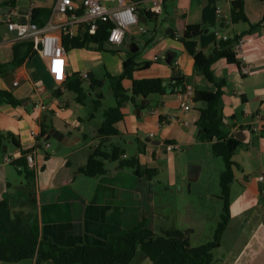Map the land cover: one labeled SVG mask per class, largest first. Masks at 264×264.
Listing matches in <instances>:
<instances>
[{"label": "crops", "instance_id": "1", "mask_svg": "<svg viewBox=\"0 0 264 264\" xmlns=\"http://www.w3.org/2000/svg\"><path fill=\"white\" fill-rule=\"evenodd\" d=\"M9 1L0 0V20L3 19L6 27L9 7L4 4ZM74 1L79 6L82 3V0ZM133 1L140 10L150 11L153 5V0ZM233 1L165 0L154 30L150 29V24L137 25L130 28L121 46L106 43L103 50L99 51L95 46L90 50L67 51V78L62 86L53 80L47 60L39 55L1 74L0 91L10 92L21 105L0 103V138L5 137L0 147V202L8 199L18 208L27 212L30 209L41 239L51 240L64 247L105 245L111 234L129 229L143 219L147 227L155 232L173 230L157 220L154 201L157 177L149 180L130 169L118 170L117 164L109 160L114 166L112 169L107 168L108 174L99 177L84 175L90 180L80 178L83 174L79 170L86 165L91 149L102 143V138L98 136L102 125L89 129L76 95L73 99L66 92L70 91L67 84L72 78L76 75L82 77L85 73L95 78L91 70L103 64L108 71L106 76L122 74L123 62L128 54L121 53V49L135 43L139 48L136 62L140 67L134 72L133 78H161L165 81L166 93L158 98L152 95L140 98L136 104L126 103L123 108L124 119L115 125L120 135L104 144L118 145L125 150L119 142L136 143L137 153L134 156L142 167L156 169L158 175L160 169L156 163L167 157L174 172L168 188L175 185L179 180L175 177L173 159L180 152H168L167 144L184 146L189 153L202 148L207 155H214L211 144L200 140L201 131L196 126L200 109L205 107L193 101L195 91H205L198 88L203 81L202 74L197 71L193 57L184 45L173 36L183 35L185 29H180L183 24L185 28L198 25L203 29L197 49L209 58L213 57V50L221 36L245 38L242 47L245 62L236 56L239 65L228 63L224 58L217 59L212 65L215 79L224 82L219 109L222 118L227 119V124H223L225 131L229 137L242 143L234 156L239 167L235 170V181L231 186V217L219 250L216 251H219V258L213 254V264H264V193L261 192L263 183L258 179L264 171V24L256 29L247 23L232 24L230 10ZM244 1L250 23L257 24L264 15V2ZM100 2L109 9L118 7V0ZM52 3L53 0H15V20L27 22L31 18L32 6H52ZM217 7L223 9L224 16L217 15ZM54 21L59 23L63 19L57 16ZM221 21H225L226 26L222 27ZM76 30L78 35L82 32L78 28ZM14 33L9 32L8 28L3 33L4 40L0 48L8 45L9 50L5 54L0 51L1 63L12 59ZM137 36L142 37L137 40ZM163 53L164 64L160 59L155 60L158 54ZM167 54L170 60L174 59L173 67L165 60ZM91 62L93 66L90 69L88 64ZM144 63H149V66L143 67ZM245 64L250 67V74L242 73ZM174 70L181 72L180 81H173ZM14 82H18V85L14 86ZM179 82L185 86L183 94L187 88L193 91L185 98L191 101L189 111H184L178 100L179 94H182L176 88ZM123 86L130 90L132 82L126 79ZM71 100H75L76 104L72 105ZM63 104H66V108L57 115ZM93 117L90 115V119ZM45 125L49 127L48 134L42 136V126ZM51 131L64 136L60 141L55 139L58 146L52 145L54 138ZM32 132H36L38 137L33 138ZM82 141L86 144L78 147ZM44 142L49 146H45ZM25 151L36 152L35 186H27L24 175H20L12 163L5 161L6 157H10L14 162ZM125 151L126 156H132ZM78 153L81 155L79 159L75 157ZM75 158L77 161H74ZM224 169L219 170V185ZM202 173L201 164H190L187 170L191 181H197ZM16 177L24 179L18 194L11 192L17 184ZM78 182L83 185L79 186ZM190 245L193 246L191 237ZM0 264L54 263L35 257L18 262L0 261ZM130 264H151V261L146 254L138 251Z\"/></svg>", "mask_w": 264, "mask_h": 264}, {"label": "trees", "instance_id": "2", "mask_svg": "<svg viewBox=\"0 0 264 264\" xmlns=\"http://www.w3.org/2000/svg\"><path fill=\"white\" fill-rule=\"evenodd\" d=\"M264 2V0H258ZM4 5L15 6V0ZM52 13V6H33L31 11V22L39 27L47 24ZM81 11L78 12L81 15ZM139 25L144 26L149 22H157L159 14L140 10L137 8ZM230 22L232 24L247 23L252 29L261 27L264 24V15L260 22L252 25L245 12V1L234 0L231 3ZM4 23L0 22V26ZM225 21H221V26H226ZM111 22H98L95 34L88 32L89 27L76 37L66 36L63 44L67 51L71 49H96L103 50L108 41ZM202 27L189 25L185 28L183 35L178 38L184 45L187 52L193 57L195 67L199 73L211 84L215 86L214 91H195L193 101L202 103L205 107L200 109V116L196 121V126L201 130L200 140L210 143L215 156L222 158L225 169L220 176L221 200L223 201V214L215 230L214 238L211 242L193 247L190 245L189 233L191 230H168L155 232L148 228L146 220L143 219L129 229H123L111 234L105 245H77L74 247L59 246L51 240H43L40 233L35 228L33 213L25 211L15 206L11 200L4 199L0 202V261L18 262L32 258H39L44 261H52L54 264H130L134 261L138 251H142L150 259L151 264H213L212 252L221 245L223 234L229 223L230 214V194L231 186L235 181V170L239 167L234 160L237 149L241 146V141L234 137H229L225 131L222 115L220 113V100L222 97V86L224 82H218L212 70L213 63L220 58H224L228 63L239 65L236 54L232 48L241 39L239 36L229 37L227 41L217 42L213 57L198 51V38L202 34ZM174 38L176 35H173ZM4 40L0 32V43ZM12 59L9 62H0V75L9 69L22 66L27 60L38 55L34 49V42L30 40L17 41L11 46ZM127 59L123 62V72L118 76L107 74L112 83L116 106L103 110V124L98 130V136L102 138V143L98 147L91 149L86 165L80 168V173L87 177H99L109 173L106 162L109 160L117 164L118 170L130 169L138 176L153 180L157 177L158 171L153 168H145L140 164L136 156H126V151L118 145L106 146L104 143L113 137L119 136L115 125L124 119L123 108L126 103H135L143 97L166 93L165 81L161 78L134 79V72L140 67L136 62L139 52L127 53ZM149 63H144L143 67H148ZM173 67V65H172ZM130 80L132 87L126 90L123 86L124 80ZM90 83L89 90L84 86V82ZM103 82L88 75L83 79L80 75L72 78L67 84L70 91L76 95V101L81 105H86L89 92L95 95V111L103 108L104 95L96 92L101 89ZM176 88L182 93L185 86L182 82L177 83ZM58 91L55 92L58 95ZM0 103L12 106L21 105V102L7 91H0ZM139 106V104H137ZM48 126H42V136L48 134ZM47 137H50L49 135ZM5 137L0 138V147L3 146ZM16 146L19 145L15 142ZM40 148V147H39ZM26 151L20 159L12 162L20 175H24L27 186H35L36 173L28 166L25 158ZM126 156V157H124Z\"/></svg>", "mask_w": 264, "mask_h": 264}, {"label": "rangeland", "instance_id": "3", "mask_svg": "<svg viewBox=\"0 0 264 264\" xmlns=\"http://www.w3.org/2000/svg\"><path fill=\"white\" fill-rule=\"evenodd\" d=\"M2 20H0V22H2ZM155 23L156 22H149L147 25L150 24V29L154 30ZM6 30V25L3 24L0 26V32L2 34ZM141 37L142 36H137L135 39L139 40ZM8 48V45H4L0 48V51L5 54L8 52ZM122 52H130V45L122 47L121 53ZM160 60H162V64L165 63L164 53L160 56ZM88 66L91 69L93 63H89ZM91 71L95 74V78L103 82L102 88L97 90L104 95V99L102 101L103 108L99 111H95L92 100H95L96 98L95 95L90 94V92L88 93L89 97L86 101V105L83 107L81 105L78 106L79 108H82L81 112L83 118L89 125V129L93 130L102 125L104 121L103 110L115 107L116 100L113 93L112 83L106 76L108 71L105 70V65H100L97 69ZM202 80L203 81L198 85V88L210 91L215 90V86L209 83L203 75ZM84 86L87 90H89L90 83L88 80L84 82ZM66 95L72 97L73 99L75 98V93L72 91H67ZM152 96H156V98L160 97L158 94H153ZM71 104H76L75 100H71ZM90 115H94V117L90 119ZM130 140L131 139H128V141ZM57 144L58 142L55 139H52V145L58 146ZM85 144L86 142L82 141L78 147L84 146ZM119 145L124 147L130 155H136V143L132 144L130 142H119ZM181 147L182 151L174 155L173 159V166L176 170L175 177L177 176L179 180L175 185L168 188L169 180L174 174L171 162H168V158L165 157L156 163L160 169V174L156 178L157 194L154 198L158 213L157 220L160 224L173 230L178 229L186 231L192 229L189 236L191 237V243L193 246L197 247L207 244L213 240L215 230L221 220V215L223 214V201L220 199L221 188L219 185V170L224 169L225 166L222 158L212 154L207 155L202 148H197L189 153L184 146ZM75 157L79 159L81 157L80 153H78ZM76 158L74 161H77ZM190 164H201L203 166L202 176H200L197 181H191L188 179L187 170L188 167H190ZM113 166L114 164L107 162L108 169H112ZM16 178L17 184L13 182L16 186L11 190V192H17L18 194L22 189L21 181H24V179L20 177ZM80 178L90 180L84 175L80 176ZM181 184H183V187ZM78 185L80 186L83 184L78 182ZM217 250L219 249L214 250L212 254H214L216 258H219V251L216 252Z\"/></svg>", "mask_w": 264, "mask_h": 264}, {"label": "built area", "instance_id": "4", "mask_svg": "<svg viewBox=\"0 0 264 264\" xmlns=\"http://www.w3.org/2000/svg\"><path fill=\"white\" fill-rule=\"evenodd\" d=\"M164 1L165 0H153L150 11L158 14L161 13ZM137 8V3L133 0H118V7L115 9L107 8L101 4L100 0H82L80 6L74 0H53L51 16L47 24L43 27H39L36 23L31 22V20L27 22L16 21L17 11L15 6H9L6 22L8 31L16 32L13 36V42L15 43L23 40L33 41L34 49L37 51L38 55L47 60L48 71L53 80L62 86L67 78V50L63 44L64 37L78 36L76 28L84 32L86 26L89 27L88 32L90 34H95L100 20L109 21L111 22V27L109 29L107 43L114 46H121L130 28L139 25ZM80 11L82 12L81 15L78 14ZM216 13L219 17L224 16V11L221 7L216 8ZM57 16L62 17L63 21L56 23L54 19ZM217 35L219 36V32H217ZM179 37V35H176L175 39ZM228 39L229 35L221 36V40L227 41ZM244 43L245 38H242L232 48L234 54L239 56L243 62L246 60L242 52ZM160 56L161 55L158 54L155 60H159ZM242 73L250 74V67L245 64L242 67ZM82 77L86 79L88 78V74L85 73ZM13 85L17 86L18 82H14ZM191 94H193V91L187 88L184 94L182 93L178 96L181 108L184 111H189L191 109L189 103L191 101L185 99ZM37 107L40 106L37 105ZM65 108L66 104L61 105L56 114L59 115ZM222 122L224 125L227 124V119L222 118ZM31 135L33 138L38 137L36 132H32ZM43 144L47 147L49 146L46 142ZM166 150L168 152H181L182 147L176 144H167ZM25 158L28 166L35 169L36 152H26ZM5 161L12 163L13 159L6 157ZM258 179L260 183H263L261 192L264 193V171Z\"/></svg>", "mask_w": 264, "mask_h": 264}, {"label": "water", "instance_id": "5", "mask_svg": "<svg viewBox=\"0 0 264 264\" xmlns=\"http://www.w3.org/2000/svg\"><path fill=\"white\" fill-rule=\"evenodd\" d=\"M180 29L181 30H184L185 29V27H184V24L180 27ZM16 34V32L14 33V35ZM233 37H235V36H233ZM138 46L135 44V43H133L131 46H130V52L131 53H135V52H137L138 51ZM169 54H167L166 55V62L169 64V65H173V63H174V59L173 60H170L169 59ZM211 58V57H210ZM180 73L181 72H179L178 70H174V75H175V77H173V81H180L181 80V77H180ZM201 131V130H200ZM51 135H52V137L54 138V139H56V140H58V141H60L61 139V137H64L63 136V134H57V133H55V132H53V131H51ZM241 140V139H240ZM243 141V140H242Z\"/></svg>", "mask_w": 264, "mask_h": 264}]
</instances>
